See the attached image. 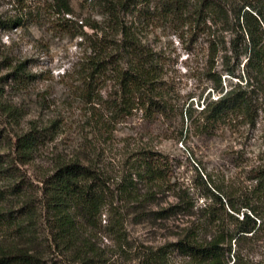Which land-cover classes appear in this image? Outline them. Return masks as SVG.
<instances>
[{
  "label": "trees",
  "instance_id": "16d2710c",
  "mask_svg": "<svg viewBox=\"0 0 264 264\" xmlns=\"http://www.w3.org/2000/svg\"><path fill=\"white\" fill-rule=\"evenodd\" d=\"M60 1L65 14H73L67 0ZM102 5L103 27L82 58L80 76L90 92L99 82L111 79L115 83L114 94L101 101L114 123L141 111L146 121L157 124L174 111L167 99L169 91L162 81L160 64L137 38L143 20L149 26L155 20L182 23L194 30L195 42L217 38L210 40V67L204 75L219 96L204 100L200 110L186 109L181 114L182 119H191L201 134L215 133L241 118L254 125L258 113H264L258 105L264 93V0H105ZM125 15L131 16L132 22ZM4 26L0 21V28ZM64 28L71 30L69 24ZM219 32H232L238 37L232 50L235 63L224 65L223 72L244 84L230 89L224 86L222 73L216 71L214 63L220 53L227 52V43L220 39ZM75 36L87 38L84 31ZM243 57L246 63L241 76L238 70ZM21 67L11 75L18 84L28 78ZM194 113L198 114L195 120ZM48 136L47 131L36 128L18 136L14 149L20 161L32 162ZM134 159L132 171L116 183L112 193L108 192L109 178L95 167L57 160L40 180L42 199L37 201L32 186L19 176L13 160L0 155V175L8 181L5 188H0V264H117L95 242L92 233L103 227L116 253L126 256L129 205L133 206L130 214H137L143 221L166 222L180 213L192 218L179 239L148 249L138 264H173L175 257L183 258L182 264H264L245 261L232 249L237 238L254 236L264 229V163L249 172L253 185L246 196L235 193L228 203L213 194L214 204L205 205L202 216L195 220L194 205L185 193L168 208L141 212V208L156 201L157 194L171 190L175 183L164 154L142 149ZM106 208L109 222L103 226ZM225 217L235 220L234 229L225 226ZM209 228L215 232L209 233Z\"/></svg>",
  "mask_w": 264,
  "mask_h": 264
},
{
  "label": "rangeland",
  "instance_id": "374dc122",
  "mask_svg": "<svg viewBox=\"0 0 264 264\" xmlns=\"http://www.w3.org/2000/svg\"><path fill=\"white\" fill-rule=\"evenodd\" d=\"M104 1L67 0L73 14L66 15L60 0H0V21L6 25L0 28V80L5 78L0 82V155L13 160L19 176L32 186L31 193L37 201L42 199L40 180L57 160L95 167L109 178L108 192L112 193L116 183L132 171L134 154L142 149L168 158L175 187L157 194L156 201L141 208V212L168 208L185 193L194 205L197 220L205 205L214 204L213 194L228 203L235 193L246 196L253 185L249 172L264 163V113H258L254 125L241 118L212 134H201L191 119L181 117L186 109L200 110L204 100L219 96L204 75L210 67V40L217 38L205 37L195 42L194 30L182 23L155 20L149 26L141 21L137 38L160 64L162 81L169 91L167 99L174 111L157 124L146 121L141 111L114 123L101 101L114 94L115 83L111 79L99 82L90 92L80 76L82 58L103 27L100 13ZM125 17L132 22L131 16ZM67 19L69 23H65ZM66 24L71 30L64 28ZM80 31L87 34L86 39L75 36ZM219 34L227 43V52L220 53L214 63L216 71L222 73L224 86L230 89L244 84L239 79H229L223 72L224 65L235 63L232 50L238 37L232 32ZM241 63L238 74L243 76L246 57ZM18 66L28 77L24 84L16 83L11 76ZM262 94L258 105L264 109ZM197 116L194 113V120ZM34 128L47 131L48 140L32 162L23 164L14 149L15 140ZM7 185L8 181L0 175V188ZM132 208L129 205L125 223L129 241L126 256L116 253L114 242L103 227L92 233L95 242L117 264H138L148 249L179 239L192 220L180 213L166 222L143 221L137 214H130ZM105 211L103 226L109 222L108 208ZM225 226L234 229L235 220L225 217ZM214 230L208 231L212 234ZM237 239L232 242L236 255L245 261H264V229ZM184 262L175 257L172 263Z\"/></svg>",
  "mask_w": 264,
  "mask_h": 264
}]
</instances>
